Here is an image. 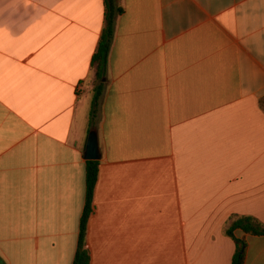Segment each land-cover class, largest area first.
<instances>
[{
  "label": "crops",
  "instance_id": "crops-1",
  "mask_svg": "<svg viewBox=\"0 0 264 264\" xmlns=\"http://www.w3.org/2000/svg\"><path fill=\"white\" fill-rule=\"evenodd\" d=\"M116 4L92 121L105 0H0V261L74 263L94 132L90 264H232L264 226V0Z\"/></svg>",
  "mask_w": 264,
  "mask_h": 264
},
{
  "label": "trees",
  "instance_id": "trees-1",
  "mask_svg": "<svg viewBox=\"0 0 264 264\" xmlns=\"http://www.w3.org/2000/svg\"><path fill=\"white\" fill-rule=\"evenodd\" d=\"M106 3V29L103 33L102 39L99 44L97 53L94 56L93 63L96 67L97 88L95 89V97L92 109V121L96 119L98 115V105L100 98L103 94L104 84L103 81L107 75L109 54L115 37V27L117 18L123 13V10L117 7L116 0H105ZM99 173V162L88 161L87 162V197L86 207L81 220L80 237L77 254L73 264H90L91 256L89 250L86 248V232L88 219L92 212V199L94 189L97 183ZM235 230H242L245 234H251L254 236H264V226L254 221L252 218H245L235 222L227 235L235 241L236 253L233 258L232 264H244L245 263V249L246 242L236 239L233 235ZM0 264H3L0 261Z\"/></svg>",
  "mask_w": 264,
  "mask_h": 264
},
{
  "label": "water",
  "instance_id": "water-1",
  "mask_svg": "<svg viewBox=\"0 0 264 264\" xmlns=\"http://www.w3.org/2000/svg\"><path fill=\"white\" fill-rule=\"evenodd\" d=\"M101 159V152L99 147V140L97 133H91L87 142L85 160L99 161Z\"/></svg>",
  "mask_w": 264,
  "mask_h": 264
},
{
  "label": "rangeland",
  "instance_id": "rangeland-1",
  "mask_svg": "<svg viewBox=\"0 0 264 264\" xmlns=\"http://www.w3.org/2000/svg\"><path fill=\"white\" fill-rule=\"evenodd\" d=\"M97 84H98V82H97Z\"/></svg>",
  "mask_w": 264,
  "mask_h": 264
}]
</instances>
